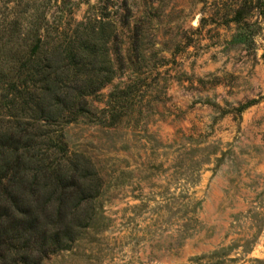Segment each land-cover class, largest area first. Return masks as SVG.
Returning <instances> with one entry per match:
<instances>
[{
	"label": "rangeland",
	"instance_id": "obj_1",
	"mask_svg": "<svg viewBox=\"0 0 264 264\" xmlns=\"http://www.w3.org/2000/svg\"><path fill=\"white\" fill-rule=\"evenodd\" d=\"M60 45L68 87L111 82L47 126L34 65ZM13 84L0 123L60 136L100 178L66 211L70 248L31 262L264 264V0H0V102Z\"/></svg>",
	"mask_w": 264,
	"mask_h": 264
},
{
	"label": "trees",
	"instance_id": "obj_2",
	"mask_svg": "<svg viewBox=\"0 0 264 264\" xmlns=\"http://www.w3.org/2000/svg\"><path fill=\"white\" fill-rule=\"evenodd\" d=\"M43 46L35 36L31 49L35 57ZM61 48L62 45L48 52L46 69L41 63L34 65L35 76L41 77L34 81L41 84L35 88L34 106L39 113L36 119L47 126L63 119L67 107H74L76 101L99 92L111 82L98 81L91 74L76 70L75 81L79 78L83 86L68 87L62 81L65 71H60L65 60ZM2 90L5 93L0 109L4 113L0 118L14 117L11 113L16 110V85ZM40 130L39 126L29 124L0 123V264H34L31 254L45 245L53 247L51 252L68 250L74 234L66 211H78L79 204L70 208L76 198L82 202L92 199L94 192L90 197L87 194L93 191L91 187H96L93 182L100 180L90 160L82 155L69 157L60 136ZM55 154H64L63 162L52 159Z\"/></svg>",
	"mask_w": 264,
	"mask_h": 264
}]
</instances>
